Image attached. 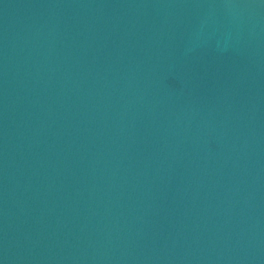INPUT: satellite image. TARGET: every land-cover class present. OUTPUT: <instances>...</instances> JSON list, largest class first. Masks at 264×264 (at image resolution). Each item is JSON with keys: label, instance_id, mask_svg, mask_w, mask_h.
<instances>
[{"label": "water", "instance_id": "obj_1", "mask_svg": "<svg viewBox=\"0 0 264 264\" xmlns=\"http://www.w3.org/2000/svg\"><path fill=\"white\" fill-rule=\"evenodd\" d=\"M0 264H264V0H0Z\"/></svg>", "mask_w": 264, "mask_h": 264}]
</instances>
